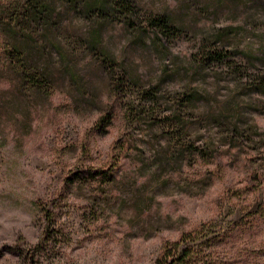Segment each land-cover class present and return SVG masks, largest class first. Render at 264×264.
Masks as SVG:
<instances>
[{"label":"rangeland","instance_id":"1","mask_svg":"<svg viewBox=\"0 0 264 264\" xmlns=\"http://www.w3.org/2000/svg\"><path fill=\"white\" fill-rule=\"evenodd\" d=\"M38 2L39 91L0 29V264H155L199 226L212 263L264 264V0ZM159 13L182 30L137 28Z\"/></svg>","mask_w":264,"mask_h":264},{"label":"trees","instance_id":"2","mask_svg":"<svg viewBox=\"0 0 264 264\" xmlns=\"http://www.w3.org/2000/svg\"><path fill=\"white\" fill-rule=\"evenodd\" d=\"M39 0H17L10 1V5L5 6L9 13L8 16L0 18L1 33L4 34V41L1 43L3 55L9 59V69L16 71L18 77L25 81L30 89L40 90L41 85L45 84L49 71L34 67L31 59L34 53L40 52V43L38 42L40 31L48 27L51 12H47L45 4H40ZM71 1V0H70ZM73 0L76 4L75 10L85 17L109 18L116 16L120 22L132 26L134 20L133 9L130 6L131 0ZM5 11V9H4ZM155 28L168 34H175L182 29L175 24L170 14L159 13L147 18L144 25L137 28ZM9 35L11 39L9 40ZM56 44L51 41V47ZM91 48L95 49L93 41ZM54 49V48H53ZM3 57V59L5 58ZM7 65V66H8ZM44 81V82H42ZM259 87L264 92V79H259ZM93 174L108 175L104 169H90ZM79 175L77 170L71 171L66 180L75 179ZM210 227H195L189 231L182 232L179 238L162 249L161 255L157 258L155 264H214L211 261V247L208 246L210 240L215 239V235H210ZM47 233V232H46ZM48 235V234H47Z\"/></svg>","mask_w":264,"mask_h":264}]
</instances>
